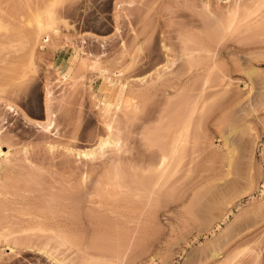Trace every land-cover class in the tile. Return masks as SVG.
I'll list each match as a JSON object with an SVG mask.
<instances>
[{
	"label": "rangeland",
	"instance_id": "rangeland-1",
	"mask_svg": "<svg viewBox=\"0 0 264 264\" xmlns=\"http://www.w3.org/2000/svg\"><path fill=\"white\" fill-rule=\"evenodd\" d=\"M44 1H0L18 24L0 28V85L34 63L8 87L16 111L0 99V143L11 151L0 164V264H55L44 247L66 264H264V24L227 31L235 0H59L60 36L31 58L23 22ZM103 66L123 69L127 91L143 94L137 119L117 109V83L103 88ZM47 87L50 129L38 126L47 125ZM190 114L186 156L156 195L150 162ZM110 121L126 149L93 160L66 152L96 147Z\"/></svg>",
	"mask_w": 264,
	"mask_h": 264
},
{
	"label": "bare ground",
	"instance_id": "bare-ground-1",
	"mask_svg": "<svg viewBox=\"0 0 264 264\" xmlns=\"http://www.w3.org/2000/svg\"><path fill=\"white\" fill-rule=\"evenodd\" d=\"M235 1L233 2L235 5H233V3H231L233 6L230 4L231 6L229 5V8H227V10L231 8L230 10H228L229 12H227V14H228V16L230 18V19L228 18L227 21H229V22L232 21L231 22L232 26L229 25V26L232 27L231 29L230 28L227 29L229 22H227V25L224 27L227 31L228 30H233L234 29L233 27H236L238 29L237 30L235 28L236 31H240L239 28L246 27V29L242 28V29H245L243 32L247 33V31L250 30V32L248 31V33H252V32L254 33L255 29L257 27L258 28L260 27L259 29L258 28L256 29L257 31L264 27L263 26V24H264V0L263 1L260 0V2H258V4H255V5H254V2H253V4L251 3L252 0L249 2V4H251V5H249L247 3V5H249V6H254L253 8H249V7L245 6L244 5L245 3L242 2L243 0L242 1L240 0L242 2V4H240L239 0L236 3H235ZM255 1L257 3V0H255ZM44 2H45V4H44ZM44 2L41 3V4H44L43 6L40 5V6L37 7L35 5V8L36 7L37 8L36 9L34 8L35 10L32 8L34 11H31L32 9L30 10V12H31V13L29 12V16L30 17L27 18V21L25 20L26 23L23 22L26 25L21 24V25H24L26 28L27 27L29 28V29L27 28L29 30L28 37H31V38L29 39L30 42L27 41L28 39H26V42H29V43H27L28 47L30 46L31 49H32L31 51L29 49V51H30V53L32 55L31 58H33V56L36 54V52H38L37 50H38L39 47L43 48L45 46V45L43 46L44 42L43 43L41 42L42 39H43L42 41H46V44H47L48 41L51 42V38L55 37V39H57L56 37L60 36L59 35L60 31H59V29L57 27L58 22H59V18H58L57 11H56V7H57V5L59 3V0H51L50 2L48 1V3H46V1H44ZM1 4H2V2L0 3V28H6V29L10 28L11 25H12V24L10 25V23H13V26H15L17 23L15 22V24H14V22H12L13 20L10 19L8 17V15L6 14L7 12H5L6 9H5V11L3 10L4 5H3V7H1ZM241 5L245 6V7H242L244 9H241ZM227 14H226V17H227ZM238 21H240L241 24H243L244 26H242L241 24H239L241 26H239V25L236 26ZM234 24H235V26H234ZM261 25L263 27H261ZM252 29H254V31ZM233 32H235V31L233 30ZM28 37H26V38H28ZM55 39H52V40L56 42ZM53 41H52V45H50L51 47L49 46L50 48H52L54 46V44H55V42H53ZM31 43H32V45H31ZM48 45H49V42H48ZM165 48L167 49V47H165ZM40 53L41 52H39V54ZM11 64H13V63H11ZM11 64L9 63L8 67H11ZM26 64H28V65H26ZM86 65H87L86 62L83 60L82 61L83 68ZM22 66H23L22 67L23 70L21 69V65H20V68H18V69L19 70L21 69V71H19L16 74V76L13 75L15 77H13L12 74H10V76H12V77H10V76H9L10 78L8 77L9 78L8 84L3 83V84L0 85V93L2 95V97L0 99L1 100H5V106L10 111H16V109L14 108V105L12 103H10L11 101H9V99L7 97H8L9 94H14L16 92V90H13V89L9 90L8 87H12L14 85H17L18 83L20 84L21 80L24 79L27 76L26 72L29 71V70H32V67H34V63H33L32 60H30V62L28 61V63L22 64ZM12 67H13V65H12ZM14 70H16V69H14ZM17 71H14V73L13 72L12 73L15 74ZM252 71H254V73L257 72V71H255V69H253L251 71H247V74L249 72L248 75H250L251 73L253 75ZM21 72H23V73L21 74ZM99 74H100L101 78L103 79V85H104L103 88L106 89L107 91H111L112 89H114V86H115L114 84L117 83V87H116V89H114V91H115L114 92V100L117 103V109H121V110L123 109L125 111L127 117H129V120H130V118H132V120H134L135 116H137V117H135L137 119L138 116L141 113L140 111H142L141 110L142 107L140 106L141 105L140 104V102H141L140 99H141V97H143V94H140L139 91H137V90L127 91L128 84H127V82H123L122 81L123 80L122 78H123L124 70L120 69L119 71L112 72L109 68H107V66H103V67L99 68ZM145 79H147V78L143 77V78L140 79V81H145ZM47 90H48L46 92V94H47L46 97L48 98V99L46 98V101H47L46 103L48 104L47 105V110H46V118H47L46 119V123H47V125H44L43 123H38V126H42L45 129H50V127L54 123L53 114L50 111V103H49V102H51V98L50 97L52 96V94H51L52 91L48 87H47ZM107 96H108V94H107ZM138 100H139V102H138ZM111 106H112V104L109 101H105L104 109H105V113L106 114H108L110 112ZM194 108L195 109H193L192 113L195 115V112L197 111V107H194ZM193 114H190L188 116V119H186V121H185L186 122L185 125L183 124L184 126L181 127L182 129L179 130V133L175 137L177 140L174 139L175 141L174 142L172 141V144L167 148V150L166 149L160 150V152L162 154L160 153L161 156H160L159 160L157 158L155 160H153V161H156L155 163L152 161L154 164H152V162H150L151 163L150 165H152L151 167L154 168L155 171L160 172V176H159L160 179L158 178V181L156 180L158 183L155 182V184L158 186L159 189L156 190L155 189V188H157L156 186H154V188L151 189L154 193H156V195L163 188H165L167 186L166 182L168 183V179H169L170 175L175 170H177L179 168L182 160H184L183 158H185V156H186L185 152L187 151V147H188L186 145H188L190 143L189 139L192 137L191 136V134H192L191 131H192L193 121H194L193 120V118H194L193 116L191 118H189V117L191 115H193ZM130 115H132V116L130 117ZM23 117L26 119V121L28 120V122H29V119L27 118L26 115H24ZM112 123L113 122H111V121L109 123H107L109 131H108V133L105 136H101L99 138L96 147H93V148H90V149L78 150L76 148L74 149L73 147L65 146L66 152L68 154H70V155H75V156L79 157L80 159L82 158V159H86V160H93V159H95V157H97V155L105 156V153H106V151L109 148L110 149H114V148L117 149L118 148L117 149L118 151H120V150L123 151V148L126 149V146H124L126 144L123 143V140L121 139L122 137L120 135H119L120 136L119 137L118 134L113 132ZM234 130H237V129L235 128ZM234 130L232 132H234ZM230 136H231L230 133L225 136V138H226V139H224L225 140V143H224L225 146H228V144H229L228 143L229 142L228 138H230ZM57 146L58 145L50 144L49 145V150L54 152L57 149ZM185 149H186V151H185ZM230 149H232V147ZM232 152H231V150H228V152L226 154L227 155L226 157L229 158L228 160H231V159L234 158V155L232 154ZM10 155H11V151L10 150L8 152L3 151L2 144L0 143V156H4V159L0 160V164L4 166L5 163H7V164L10 163V161H11V156ZM177 157H178V159H177ZM233 160H231V161H233ZM231 163H229L230 166H232ZM4 167H7V165L4 166ZM5 169H7V168H5ZM230 174H231V172H230ZM230 174H228V175H230ZM117 175H119V177H120L121 174L117 173L114 176L115 178H117L116 180H119L121 177L119 178ZM5 176H7L6 172H5ZM5 176L3 175V178L6 180L7 178ZM4 179H0V190L5 185V180ZM110 179H111V181L113 180L112 178H110ZM159 180H161V181H159ZM169 181H170V179H169ZM140 182H142V181L140 180L139 183ZM160 182H162V183H160ZM109 184L111 185L110 182L108 183V185ZM140 184L143 185V183H140ZM117 186H119V184ZM160 188H161V190H160ZM152 191L149 192L150 196L151 197L152 196L153 197L156 196L154 193H153L154 195L152 194ZM155 191H157L158 193L155 192ZM211 205H213V204H211ZM215 205H216V203L213 206H215ZM242 210H244V209H242ZM257 210H259V209L256 208L255 211H257ZM194 212L196 214V211H194ZM197 213L200 214L199 212H197ZM198 214H196V215H198ZM6 230L7 229H4V231H6ZM2 231H1V233H2ZM58 231L59 230H57V232L54 231V232H56L58 241L63 240L64 243L67 242V241L68 242L71 241V243H72V240L69 238V235L65 231H59V234H58ZM8 232H10V231H8ZM8 232H5V233L7 234ZM1 233H0V235L3 237L4 234L2 235ZM10 235H12V233ZM5 238H8L7 235L5 236ZM6 240H8V239H6ZM63 242L61 241L60 243H62V245H63ZM6 243H9V242L7 241ZM213 244L211 243V246H214ZM6 245H8V244H6ZM30 249H32V247ZM11 250L13 252V251H15V248L12 247ZM214 251L215 250L213 248V251H211L212 254L210 252L211 258L216 257L217 255L220 254V252H218L219 254L216 253V251H218L217 249H216L215 252ZM39 252H42V254H46L49 258L53 259L55 264H66L64 261L59 260L60 258L57 259L58 257L55 258L54 255L52 256V254H50V252H47V249L45 250V247H44V249H39ZM226 263H227V260L224 261V264H226Z\"/></svg>",
	"mask_w": 264,
	"mask_h": 264
}]
</instances>
